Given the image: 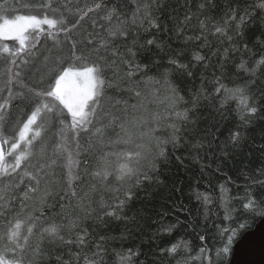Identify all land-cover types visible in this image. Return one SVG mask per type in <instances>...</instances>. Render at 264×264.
Masks as SVG:
<instances>
[{"label":"trees","instance_id":"16d2710c","mask_svg":"<svg viewBox=\"0 0 264 264\" xmlns=\"http://www.w3.org/2000/svg\"><path fill=\"white\" fill-rule=\"evenodd\" d=\"M95 2L110 5L112 0ZM262 2L128 0L129 6L124 8L126 15H121L119 20H103L102 7L72 29L70 35L77 40V49H84L88 33L102 31L101 23H123L129 36L127 41L118 37L115 46L133 67L129 69L118 60L114 66L118 74L115 78L113 66L106 69L108 78L114 79L108 89L109 100L127 102L108 107L120 118L118 122L103 128L99 138L82 132L77 140L74 129L71 135L73 160L79 161V166L73 168L74 174L82 175L85 167H96L103 157L112 175L89 192L86 203L92 209L90 213L67 210L74 224L64 229V242H43L45 254L37 257L38 264H227L230 261L235 242L264 219V206L260 203L264 201V175H261L264 172V63L260 62L264 60V9L259 7ZM49 3L52 7H45ZM116 3L124 5L125 0ZM92 4L93 0H0V23L16 16H36L57 19V27L61 26L60 21L70 27L82 15L85 5ZM201 4L205 6L201 8ZM186 15L191 19L185 20ZM233 15L237 19H231ZM157 22L161 26L159 30L152 26ZM45 26L48 31L30 47L25 46V52L32 53L37 61L47 56L49 64L61 57L68 60L69 44L53 47V41L45 36L56 29ZM216 28L222 32L217 33ZM59 37L63 41L68 39L64 33H59ZM152 38L160 42L159 47L145 49V42ZM6 47L14 53L19 43L0 38V105H10L3 109L5 127L15 128L24 115L17 94L26 90L25 84L34 82V77L29 76L31 64L24 66L21 76L15 75L24 53L12 57L3 51ZM197 53L206 59L202 63L193 61L191 76L186 75L187 69L177 70L168 63L169 57L178 56L180 62L189 64ZM13 58L17 64L11 63ZM73 63L76 65L73 70L90 66L87 61L73 60ZM144 65L148 66L146 75ZM217 79L223 86L220 94L215 91ZM131 89L139 90L141 96L132 95ZM251 107L257 108L255 115L248 111ZM185 111L194 119V127L177 115ZM173 122L183 138L175 147L171 142L173 130L169 127ZM68 123L69 118L61 125L53 115L46 117L45 127L54 129V133L47 135L44 155L21 145L26 159L18 170L20 176L44 163L53 151L57 155L55 175L49 173L54 183L42 182L41 191L29 193L30 197L34 196L28 200L34 211L43 207L40 196L45 187L54 189L57 199L68 190L69 153L62 139L65 135L62 129L70 128ZM236 130L243 139L231 156L224 158L217 146H223L229 134ZM193 137L196 143L201 137H206L205 143L213 140L211 148L197 152ZM160 147L165 148L166 158L158 156ZM136 152L141 154V170H147L153 180L144 182L141 177L140 185L133 187L131 182L113 177L119 165L126 162L125 154H131L135 160ZM12 159L7 155L5 165H10ZM28 183V177H23L17 186L16 174L0 176V193L15 197ZM79 183L74 181L73 186ZM129 189L134 195L126 200ZM121 200L125 201L122 207ZM71 201L73 205L77 203L75 197ZM250 202L253 208H245ZM105 210L116 212L120 218L105 216ZM47 211L52 215L46 214L40 224L48 226V220L63 218L51 205ZM82 233H86L83 244L79 240ZM230 236L233 243L224 253ZM35 241L33 236L30 243ZM174 245L175 253L170 251Z\"/></svg>","mask_w":264,"mask_h":264},{"label":"snow or ice","instance_id":"6c2138e0","mask_svg":"<svg viewBox=\"0 0 264 264\" xmlns=\"http://www.w3.org/2000/svg\"><path fill=\"white\" fill-rule=\"evenodd\" d=\"M128 6V0H125L124 5L116 3V0H112L110 5H102L93 0L92 5H85L82 15L71 23L70 27L64 26L63 21H60L61 26L57 27V19H50L48 17L40 19L36 16H17L15 19H3V22L0 23V38L19 42V47L14 53L7 47L3 51L12 57H20L21 53H24V56L19 59L18 68L20 70L15 75L17 77L21 76L24 66L31 64L32 68L29 71V76L34 77V82L25 84L26 90H21L17 94L19 105L24 108V115L20 117V123L15 128H12L11 125L7 128L5 127L3 109L10 107V105H0V176L11 177L12 174H16L17 186L23 181V177L29 178V183L25 185V190L21 194L12 197L0 193V222H2L0 224V264H38L37 257H43L45 254L42 247L43 242L45 240L50 244L64 242V236L62 235L64 229L74 224V221L69 219L67 210L72 209L73 212L83 211L85 214L90 213L92 209L86 203L89 192L97 186L104 184L108 181L109 176L112 175L103 157H101L96 167H85L82 175L74 174L73 168L79 166V161L73 160L71 154H69L67 163L69 171L66 185L68 190L59 195L57 199L58 194L55 190L45 187L40 196L43 207L34 211L28 204V200L34 198V196L30 197L29 193L35 194L41 191L42 182L46 185L54 183L49 173L51 172L55 175V166L57 165L56 152L53 151L52 156L48 157L44 163L35 165L32 171H24L23 176H20L18 170L21 168L22 161L26 159L24 149H21V144H24L26 148L33 149V151L38 150L41 155H44L47 135L54 133V129L49 130L45 127L48 115H53V118L61 125L70 117L68 126L76 130L74 138L77 140L82 132L89 135L96 134L99 138L103 128L110 124L115 125L118 122L120 118L115 113L110 112L108 107H117L127 102L120 99L109 100L108 89L112 87L114 79L110 80L108 78L106 69L113 66L111 70L113 78H115L118 74L114 66L117 65L118 60L126 63L129 69L133 67L132 62L125 60V54L115 46L118 37H123L127 41L129 36L128 30L123 23L115 25L101 23L99 27L102 31H90L88 33L87 39L84 42V49H77L78 42L70 33L72 29L77 28L81 21L93 11L100 10L103 7V20L111 22L113 19L119 20L121 15H126L124 8ZM204 6V4L200 5L201 8ZM45 7L50 8L52 4L49 3ZM144 7L147 8L148 5L145 4ZM259 7L264 9V2ZM137 8H139V5H137ZM89 18L91 19V17ZM184 19L190 20L191 17L186 15ZM231 19H237V17L233 15ZM239 19L243 22L242 17ZM42 24L47 25L50 29H56L55 32H49L45 36V39L53 41V47H59L65 42L69 44L68 60H63L61 57L49 64V57L43 56L37 61L32 53L25 52L26 37L24 33L28 30L29 26H36L40 32H43L44 29L39 27ZM152 26L158 30L161 27L158 22L152 24ZM92 27H96L95 21H93ZM216 32L220 33L222 29L216 28ZM59 33L67 35V41L61 40ZM196 39H199V37H196ZM159 43L154 38L148 39L145 42L144 48L147 49L149 46L159 47ZM244 47L247 48V45ZM128 52L131 55H135L131 49H128ZM205 59L204 55L197 53L193 56L192 61H189V64L180 62L178 56L169 57L168 63L177 70L187 69L186 75L191 76L193 75L191 70L193 61L202 63ZM73 60L77 62L87 61L90 66H87L83 71H74L73 69L76 65L73 63ZM260 62L264 63V60ZM11 63L17 64V59L13 58ZM135 67L139 68L140 66L135 65ZM240 67H243V65ZM144 69L146 75L148 66L144 65ZM128 75L131 76L132 73L129 72ZM216 83L218 87L215 91L217 94H220L223 86L220 84L219 79L216 80ZM236 91H241V89H237ZM130 92L137 98L141 96V92L137 89H131ZM177 99H182V97H177ZM56 101L63 107L60 108L55 103ZM241 102L244 103V101ZM65 109L66 112L64 111ZM248 111L255 115L257 108L251 107ZM177 115L182 116L183 121L189 126H195V121L189 117L188 111L177 113ZM169 127L173 130L171 142L173 143V147H175L183 142V138L179 136L180 129L176 127L174 122L170 123ZM42 133H45V135H42ZM205 139L206 137H201L200 142L196 143L195 137L192 138L193 147L196 148L197 152L201 149L211 148L213 140H207V143H205ZM242 139L243 136L239 130L233 131L226 138L223 146L218 145L217 148L223 153L224 158H228L240 146ZM34 141H36L35 145ZM167 142L164 141V143ZM5 144L8 145L6 150L4 148ZM17 149H21V152L17 153ZM165 152V148L160 147L158 156L165 157ZM14 153L15 155H13ZM6 154L13 157L10 165L3 163ZM125 155L126 162L119 165L113 177L115 180L131 182L133 187L140 185L141 177L144 182H151L153 180L152 175L147 170H141V154L139 152L135 153V160L132 159L131 154ZM27 167L28 165H25V168ZM261 175H264V172ZM85 177L88 179L85 180ZM74 181H80V183L73 186ZM78 189H81V191H78ZM125 195L126 200H131L134 193L129 189ZM72 197L76 198L77 203L75 205L72 204ZM61 200L64 203H60ZM124 203V200L120 201L121 207ZM260 203L261 206H264V201ZM49 205L53 209H56L57 215H61L63 218L61 220H48V226H45L39 222L46 214L52 215L51 212L47 211ZM245 208L252 209L253 203L246 204ZM60 209H64L65 212L61 213ZM104 215L115 216L117 219L120 218L114 211L105 210ZM168 231H171V228ZM85 235L86 233H82L79 237L82 244L84 243ZM33 236L36 237V241L35 243H30ZM232 243L233 239L230 236L226 246L223 248L224 253L229 251ZM176 250V245L170 249L173 253Z\"/></svg>","mask_w":264,"mask_h":264},{"label":"water","instance_id":"95a60500","mask_svg":"<svg viewBox=\"0 0 264 264\" xmlns=\"http://www.w3.org/2000/svg\"><path fill=\"white\" fill-rule=\"evenodd\" d=\"M227 264H264V219L235 242Z\"/></svg>","mask_w":264,"mask_h":264},{"label":"rangeland","instance_id":"374dc122","mask_svg":"<svg viewBox=\"0 0 264 264\" xmlns=\"http://www.w3.org/2000/svg\"><path fill=\"white\" fill-rule=\"evenodd\" d=\"M17 17V16H16ZM8 19V18H7ZM15 19V17L13 18ZM39 27L43 28L44 31L43 32H40L38 27L36 26H29L28 27V30L24 33L25 37H26V40H25V46L27 47H30L36 40L37 38H39L42 34H45L46 31H48L46 29V26L44 24L40 25ZM35 38V39H34ZM3 40H7V39H3ZM18 42V41H16ZM19 43V42H18ZM84 69H81V70H74V71H83ZM60 108H62L63 106L62 105H59V102L56 101L55 102ZM66 112V109L64 110ZM69 123H70V117H69ZM68 123V125H69ZM67 125V126H68ZM66 126V127H67ZM65 129V130H64ZM64 130V133L65 135H62V139H63V143L65 145V147L67 148L68 150V153L71 154L72 156V159L75 158V152H74V149L72 147V143H73V137H71L72 135V130L71 128H63L62 131ZM23 147H25L24 144H21ZM4 148L5 150L8 148L7 145H4ZM29 150V148H28ZM6 159H7V154L5 155V161L3 162L5 164L6 162ZM243 236V235H242ZM241 236V237H242Z\"/></svg>","mask_w":264,"mask_h":264}]
</instances>
